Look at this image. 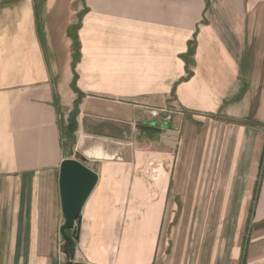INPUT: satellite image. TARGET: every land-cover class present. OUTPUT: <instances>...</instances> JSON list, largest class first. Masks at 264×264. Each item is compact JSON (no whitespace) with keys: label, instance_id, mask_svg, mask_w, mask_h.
Segmentation results:
<instances>
[{"label":"crops","instance_id":"crops-1","mask_svg":"<svg viewBox=\"0 0 264 264\" xmlns=\"http://www.w3.org/2000/svg\"><path fill=\"white\" fill-rule=\"evenodd\" d=\"M63 1L0 0V264H62L65 158L98 174L67 262L159 264L203 122L228 173L215 256L264 264V0Z\"/></svg>","mask_w":264,"mask_h":264},{"label":"rangeland","instance_id":"rangeland-1","mask_svg":"<svg viewBox=\"0 0 264 264\" xmlns=\"http://www.w3.org/2000/svg\"><path fill=\"white\" fill-rule=\"evenodd\" d=\"M45 1L37 0V3L44 4ZM83 1L88 3L87 0ZM75 3L77 0L63 1L65 5H74ZM68 32L71 37L75 38V32L72 29ZM74 56L73 54V59ZM73 59L71 61L72 68ZM203 123H201L203 126L199 128V134L196 133L197 138L193 139L196 147L194 151L199 164L196 165L195 161L194 165H190L188 161L179 173L182 187L179 197H177V203L170 208L166 227L161 235V246L157 252L159 264H220V259H217L215 255L217 244L223 243L222 224L224 221L222 217L224 214H222V205L215 201L213 204L212 200L216 193L222 195L225 188H222L221 185L224 180L228 179V173L221 172L225 148H223L222 124H218V132H215L211 139L205 135V122ZM169 135L175 137L177 134L170 133ZM142 136L137 137V141L141 142L139 144L143 145V142H149ZM207 139L210 140V146ZM206 145L209 146L207 150L205 149ZM118 146L121 145L114 144V147ZM122 147L125 145L123 144ZM205 160L206 166H204ZM202 162H204L203 165ZM197 167L199 169L195 170ZM218 181L221 182L219 187L215 184ZM206 182L209 185L207 188L195 186ZM206 196L208 200H206ZM219 200L218 197L217 201ZM169 216H172L171 220ZM207 218L212 220H206ZM64 248L61 247L60 250L53 253L54 260L60 261L62 264H75L71 260L67 262L68 256ZM64 257H66L65 260L67 259L65 262Z\"/></svg>","mask_w":264,"mask_h":264},{"label":"water","instance_id":"water-1","mask_svg":"<svg viewBox=\"0 0 264 264\" xmlns=\"http://www.w3.org/2000/svg\"><path fill=\"white\" fill-rule=\"evenodd\" d=\"M98 174L75 158H65L60 166V194L65 222L60 228L65 252L71 256L76 243L67 230L73 229L82 207L95 187Z\"/></svg>","mask_w":264,"mask_h":264},{"label":"trees","instance_id":"trees-1","mask_svg":"<svg viewBox=\"0 0 264 264\" xmlns=\"http://www.w3.org/2000/svg\"><path fill=\"white\" fill-rule=\"evenodd\" d=\"M77 60H78V56H77V54H75V57L73 59V68L75 67ZM78 103H79V100L77 99L75 101V105L77 106ZM77 113H78V109H77V107H75V109L70 114V121H69V124H68L67 128L65 129L66 130V134L69 135L70 137L73 136V132L77 128V124H76V121H75V117H76ZM69 231L70 230H67V232H69Z\"/></svg>","mask_w":264,"mask_h":264}]
</instances>
